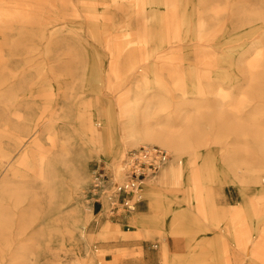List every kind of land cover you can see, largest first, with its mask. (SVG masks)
<instances>
[{
    "label": "rangeland",
    "instance_id": "rangeland-1",
    "mask_svg": "<svg viewBox=\"0 0 264 264\" xmlns=\"http://www.w3.org/2000/svg\"><path fill=\"white\" fill-rule=\"evenodd\" d=\"M70 1L66 13L71 20L75 9L83 12V1ZM176 1L170 12L166 0L165 4L161 0H133L130 6V0H123V49L115 56L107 52L102 34L95 40L83 21L62 26L60 21L52 20L44 37L23 38L17 46L4 47V56L10 58L9 67L15 71L8 85H20L18 94L25 98L19 109L20 120L12 114L4 117L10 126L16 129L19 122L36 126L51 121L61 137L75 135L73 129L82 125L77 118L79 112L100 144L114 143L120 133L138 125L145 113V100L151 97L157 100L151 109V121L171 117L176 111V101L182 99L178 89L180 81L171 79L175 72L179 73L178 78H190L195 83L207 73L209 77L198 93H187L190 98L198 99L196 104L192 103L195 107L191 109L190 122L181 126L193 132L189 139L191 146L173 156L168 148L149 143L164 148L167 157L157 170L146 175L150 179L148 183H140V198L133 199V209H122L115 184L125 178L124 157L141 144L128 147L122 160H118V163L121 161L117 168L122 171L116 175L115 165L111 164L115 157L101 153L98 143H92L95 149H82L87 178L84 196L78 198L79 203L89 207L85 230L69 227L71 219L66 207L60 212L61 218L53 221V209H47L45 196L19 198L11 206L10 242L8 246L1 245L0 264H14L11 255L32 235L33 228L42 231L37 237L38 248L26 256L27 264H164L163 259L152 258L162 243L161 235L149 232L146 226L156 225L161 229L176 213H185L197 201L204 202L211 212L198 219L201 227L197 264H232L225 259L224 249L228 253L237 251L238 228L245 226L252 240L257 231L253 225H264V214L250 213L253 205L259 208L264 205V196H261L264 190V84L255 91L250 89L251 79L242 60L246 56L242 52L264 38V0H248L244 8L253 9L252 14L261 17L250 22L238 19L240 12L235 9L242 8L240 0ZM97 4L103 10L102 4ZM203 13L206 29L197 35L195 27ZM162 20H167L169 36L162 33ZM61 35L69 37L77 48L76 65L68 60L70 53L61 42ZM29 41L34 42V49L26 52ZM202 49L213 52L209 66L199 61ZM260 63L262 68L258 74L264 82V57ZM69 64L71 68L63 67H70ZM218 82L223 93L245 94V99L237 101L233 111L222 105L223 102L215 101ZM253 112L262 127L250 120ZM74 137L77 141L78 137ZM239 143L248 148V155H237L234 148ZM80 147L79 143L75 144L76 151ZM209 159L215 168L213 176L206 163ZM172 165L181 166L179 174L163 177L166 168ZM96 169L104 173L99 187L93 184ZM195 169L200 177L193 185L191 175ZM101 192L107 193V200L101 197ZM246 197L253 202L245 205ZM114 206L119 207L118 211ZM227 206L234 209L225 211ZM24 211L31 213V219L40 217V220L20 230L19 217ZM164 237L173 251L174 238L166 233ZM248 255L233 264H246ZM186 259L187 254L182 264L189 263Z\"/></svg>",
    "mask_w": 264,
    "mask_h": 264
},
{
    "label": "bare ground",
    "instance_id": "bare-ground-1",
    "mask_svg": "<svg viewBox=\"0 0 264 264\" xmlns=\"http://www.w3.org/2000/svg\"><path fill=\"white\" fill-rule=\"evenodd\" d=\"M82 1L83 12L78 13L76 9L74 11L72 10L73 17L70 20L66 13V9H68L71 3L70 0H0V249L2 247L1 245L8 246L10 242L9 235L12 227L10 223L13 215L11 206L17 203V199L26 196H30L32 199L45 196L47 209H49V207L53 209L51 215L53 221L61 218L60 212L66 207L68 208V215L71 219V224L69 226L71 229H79L83 232L88 224L89 216L87 210H89V207L79 203L78 199L80 195L84 196L83 187L87 178V169L82 149H84V147L85 149H90V147L95 149L92 143H98L96 140L98 138L94 131L84 124L81 113L77 112V118L82 125L73 129V132L78 137L77 141L74 139L75 135L72 133L66 134L65 136L62 135L63 137H61L56 125L51 121L44 125L39 124L36 126H28V124H24V122H19L16 129H14L10 126L8 120L4 119L8 114H12L16 119L20 120L22 114L19 109L25 99L18 94L20 85H8L10 78L13 75L15 76V71H11L9 67L10 58L8 59V57L4 56V47L6 45H9V47L10 45L17 46L19 42H21L20 39L23 38L33 40L35 38L39 39V37H44L47 26L51 22L58 20L63 23L61 24L62 26L72 21H83L86 23L88 31L91 32L90 35L94 36L95 40L102 34L104 41L107 43V52L110 55L115 56L123 49V29L125 25L122 16V9L124 6L123 0ZM166 1L170 5L171 12L177 5V1ZM161 2L163 4L166 3L165 0H161ZM247 2L248 0L239 1L242 8L235 9L240 12L239 16L241 17H238V19L240 21L246 20L250 22L255 18H261L256 14H252L253 9L244 8ZM97 3L102 4L103 10L97 8ZM132 3L133 0H130L128 5L130 6ZM165 19L167 18L165 17ZM161 22L163 35L169 36L170 34L167 32V29H169L167 20H162ZM205 27L206 16L205 13H203L198 17V22L195 27L197 31L196 34L201 35L206 29ZM102 28H104L103 31H99V29ZM176 33L177 30H174V35H176ZM60 40L67 45V49L70 53L68 60L70 63L76 65L77 48L67 36L61 35ZM33 44V41H29L27 44L28 48L25 51L31 52L34 49ZM263 50L264 38L258 40L256 44L242 52L243 55H246L242 57V60L246 72L249 73L251 79V85L249 86L253 91L257 90L260 84H264L258 74L259 70L262 68L260 58L264 57ZM199 55V61L202 64L206 66L211 65L210 61L213 57L210 56L213 55V52L202 49ZM69 66L70 67L66 65L63 67L71 68L70 64ZM174 76L175 77L171 78L174 82L180 81L178 89L180 90L182 99L176 101V111H174V114H171V117L168 115L158 121H151V109L157 103L156 98L151 97L145 100V113L142 115L138 125L129 132L120 133L121 136L116 137L114 143H98L101 153L105 155L111 153L112 156L115 157V162L111 161V164L113 166L115 165L114 172H117L116 175L122 171L117 168V165L122 160L121 157L128 147H136L140 144L148 145L149 143L156 142L171 150L173 156H178L181 154L182 150L188 149L189 146H191L189 139L193 132L190 128H182L181 126L184 123L190 122L192 115L191 109L195 107L194 104H196L198 99L194 97L190 98L187 93H198V88H202L203 83L207 84L209 76L207 73L197 83H195L194 80L190 82V78H185L184 80L178 78V72H175ZM189 82L190 88L188 86ZM220 86L221 82H218L215 86V101L220 103L223 102L222 105L233 111L237 101H243V99H245V94L240 93L236 95L230 93V91L223 93L220 90ZM254 114H256V112H253L250 116V120L253 124H257L256 126L262 127L260 125L261 123L254 119ZM40 125L41 127L39 128ZM86 131H88V133H86ZM38 134L44 137L45 142ZM76 143L81 145L80 149L78 148L77 151L75 150ZM234 150L237 151V155H248V148L241 146L240 143L235 146ZM120 158L121 160L118 163ZM192 160L194 161V158ZM169 161L165 162V165L168 164ZM206 163L209 165L210 175L213 176L215 174L213 161L210 160L209 163ZM178 168H181V166L172 165L166 168L163 177L169 176V174L175 175L179 172ZM147 176L144 177L142 181L149 182L150 179L147 178ZM199 177V171L195 169L191 175V180L193 181L191 184L194 185ZM150 187L151 185L148 189ZM106 192H101V197L107 200ZM261 193V196H264V190H262ZM249 201L252 203L253 199L246 197L244 201L245 205ZM106 202L107 201H105V203ZM229 209L233 210L234 206H231V208L227 206L225 211L228 210L229 212ZM251 209L252 212L250 213L259 215L264 214V205L260 208L253 205ZM28 211L30 210L28 209ZM28 211H24V214H20L21 217H19V220L21 222L19 226L22 228L20 230H23L26 225L34 220H40V217L31 219L29 216L31 211ZM210 214L209 207L206 206L204 202L197 201L196 204L190 205L185 213H176V215H174L170 221L166 222L161 229L156 225L146 226V228L149 232H156L158 235H161L162 243L160 246L163 251L166 250L165 233L171 234L175 240H182L187 247V259L185 261L189 262L187 264H197V249H199L198 235L201 227V222L198 219L201 215L208 216ZM247 217H251L252 219L251 215ZM255 228L257 231H255L252 240L249 239L247 235L248 230L245 226L238 228L236 232L237 253H234V251L233 253L229 252L231 254V256H229L228 251L224 249L227 253V255H225L227 261L231 260L233 264L236 260L238 263L239 261H243L244 255L249 253L246 264H264V225L259 227L254 224L253 230ZM35 229L36 228H33L31 230L32 235L14 250L11 255L14 264H27V254L32 252L34 248H38L39 241L37 237L39 236V231L42 230L39 228ZM249 244L251 245L250 248H248ZM189 255L190 258H188ZM182 257L183 254H175L173 256L175 261L173 264H182Z\"/></svg>",
    "mask_w": 264,
    "mask_h": 264
},
{
    "label": "built area",
    "instance_id": "built-area-1",
    "mask_svg": "<svg viewBox=\"0 0 264 264\" xmlns=\"http://www.w3.org/2000/svg\"><path fill=\"white\" fill-rule=\"evenodd\" d=\"M166 157V150L155 144L141 145L126 154L123 160L125 178L115 184V189L121 196L119 204L122 205V209L134 208L135 200L133 201V199L140 198L139 189L142 179L148 173L157 170ZM94 171L93 184L94 187H99V180L104 176V173H100L98 169ZM113 209L118 211L119 207L114 206Z\"/></svg>",
    "mask_w": 264,
    "mask_h": 264
},
{
    "label": "crops",
    "instance_id": "crops-1",
    "mask_svg": "<svg viewBox=\"0 0 264 264\" xmlns=\"http://www.w3.org/2000/svg\"><path fill=\"white\" fill-rule=\"evenodd\" d=\"M173 240L175 242V244H174L175 246L173 248V251L171 250L170 246L168 245V243L166 241V250L163 251L161 249V246H160V248L157 251L153 252L152 258L153 259L161 258V259H163L164 264H173L175 262L173 259V256L175 254H182L181 251L186 249V252L184 251L185 253H183V257H182V259L184 260L185 254H187L186 245L184 244V242L182 240H175V239H173ZM233 251L234 250H232L230 252H233ZM171 252H174V253L171 254ZM164 254H165V256H164Z\"/></svg>",
    "mask_w": 264,
    "mask_h": 264
}]
</instances>
